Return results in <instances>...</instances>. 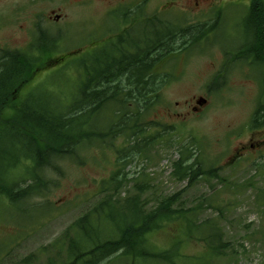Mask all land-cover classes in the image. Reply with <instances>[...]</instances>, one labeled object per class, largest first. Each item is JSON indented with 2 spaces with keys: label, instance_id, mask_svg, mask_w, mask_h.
I'll return each mask as SVG.
<instances>
[{
  "label": "trees",
  "instance_id": "trees-1",
  "mask_svg": "<svg viewBox=\"0 0 264 264\" xmlns=\"http://www.w3.org/2000/svg\"><path fill=\"white\" fill-rule=\"evenodd\" d=\"M143 14L138 18L140 15L132 10L114 12L117 19L123 17L118 26L124 27L123 35L113 47L107 41L90 51L86 49L82 58L75 55L80 48L63 49L56 38L45 34L32 49H8L0 57V143L6 141L14 148L13 152L0 149V196L18 206L24 200L43 195L47 183L44 176L51 168L60 171L56 160L78 159L84 144H109L118 154L119 168L104 182L103 197L52 244L57 255L65 252L60 264H103L108 260L115 263L119 259L177 264L181 239L169 249H159L149 240L152 233L177 221L184 224L179 229L183 236L195 232L197 239L206 243L203 254L189 256L199 260L196 264H216L228 247L217 220H197L204 210L203 204L222 215L232 200L222 205L203 198L201 203L187 208L181 206V192L145 199L144 193L152 189L149 174L129 178L126 171L128 164L146 156L155 142L166 139L175 129L154 116L166 101V89L176 79V61L219 27L218 23L188 24L183 16ZM242 27L241 44L225 55L231 65L247 64L259 73L260 92L249 126L257 129L264 124V0H252ZM59 49L67 51L58 53ZM40 72L46 75L34 82ZM56 74L62 81L49 83L48 78ZM220 77L214 79L209 89L219 86L216 80ZM45 82L52 91L48 88V105L40 107L36 102L41 99L34 98L31 91L42 83L46 87ZM25 86L30 91L22 99ZM176 120L180 125L188 119ZM119 139L121 144L116 143ZM191 155L189 145L174 162L172 175L176 179L187 180L188 185L199 179H217L222 188L235 192V187L220 175L222 166H204L198 159L191 161ZM15 169L23 171L20 180L12 178ZM131 180L135 181L136 191L124 194L122 187ZM251 185L252 182L246 183ZM261 203L264 206V201ZM30 261L28 257L24 264Z\"/></svg>",
  "mask_w": 264,
  "mask_h": 264
},
{
  "label": "rangeland",
  "instance_id": "rangeland-1",
  "mask_svg": "<svg viewBox=\"0 0 264 264\" xmlns=\"http://www.w3.org/2000/svg\"><path fill=\"white\" fill-rule=\"evenodd\" d=\"M79 1L0 0V56L2 50L32 49L41 32L56 38L58 46L60 44L63 49L78 47L90 51L91 46L118 33L119 22L111 20L112 13L140 0H105L89 5H81ZM141 1L147 2L144 12L154 13L161 9L164 17L182 16L184 0H175L174 5L171 4L174 0ZM248 1L241 0L235 6L227 4L221 19L225 28L218 32V38L212 35L176 61V79L166 89V101L154 116L175 129H171L173 133L166 135V139L155 142L146 156L137 157L126 168L129 178L149 174L152 189L144 193L145 199H159L181 192V206L187 208L201 203L203 198L222 205H228L232 200L230 208L225 207L222 215L203 204L204 210L198 216V222L211 218L217 220L222 228L223 241L228 243L225 255L218 258L216 264H264V206L261 203L264 201V150L260 153L257 147L251 146L264 139V125L257 130L249 128L257 107L260 76L247 64L231 65L225 55L228 46L233 47L243 35L241 18L247 12ZM53 9L62 16L57 17L59 21L48 19L49 11ZM214 20L213 16L198 21L187 18L188 24L202 22L207 25ZM66 51L59 49L58 53ZM84 51L75 55L82 58L86 56ZM45 75L40 72L34 82ZM218 76H221L216 80L219 86L209 89ZM48 80L49 83L61 82L62 77L56 74ZM48 84L45 82L46 87H43L42 83L31 91L34 98L41 99L36 102L40 107H46L50 100L48 92L52 88L47 87ZM31 87L34 86L31 84ZM29 91L25 86L21 98H26ZM201 97L208 102L195 113L193 108ZM181 117L188 120L178 125L176 119ZM116 143L121 144V139ZM89 144L83 145L78 159L65 157L56 160L60 171L51 168L44 176L47 183L43 195L24 200L18 207L0 196V264H24L28 257H31L29 264H50L51 261L60 264L64 261L65 252L57 255L52 244L103 197L104 182L119 168L116 148L109 144ZM189 145H192L190 160L198 159L204 166H222L220 175L235 187V192L222 188L217 179H199L194 185H188L187 180L180 181L172 175L174 162ZM242 146L245 149L242 150ZM1 148L8 152L14 150L6 141L0 143ZM21 173L22 170L15 169L12 178L20 180ZM247 182L253 185L246 186ZM134 183L131 180L122 187L124 194L136 191ZM180 225L184 224L169 222L152 233L149 240L159 249H169L174 241L181 239V256L176 257L177 264H196L199 260L189 256L203 254L206 243L198 240L195 232L183 236L179 232ZM119 260L115 263L108 260L103 264H133V261H136L134 264H145L140 260ZM152 262L147 264H169Z\"/></svg>",
  "mask_w": 264,
  "mask_h": 264
},
{
  "label": "flooded vegetation",
  "instance_id": "flooded-vegetation-1",
  "mask_svg": "<svg viewBox=\"0 0 264 264\" xmlns=\"http://www.w3.org/2000/svg\"><path fill=\"white\" fill-rule=\"evenodd\" d=\"M95 1H105V0H80L79 2L81 3V5H89V3H94ZM241 0H184V7H182V12L180 13L181 15H184L186 18L190 19H194L197 20L200 19L202 20L204 17H209V16H213L215 17V20L217 22H219L220 17L223 15V10H225L227 4H233L238 5L239 2ZM251 1L249 0L247 4H249ZM128 5H131L129 2H127ZM144 3L145 1H138L136 4L131 5L126 7L124 10L122 11H127L130 12L132 10V12H136L138 13L140 16H138V18H142L144 17V11H145V7H144ZM172 5L176 4V1H172L171 3ZM171 5V6H172ZM231 5V6H233ZM170 6V7H171ZM203 6V7H202ZM114 9V7H113ZM112 9V10H113ZM118 9V8H117ZM120 10V9H119ZM171 10V9H170ZM162 12L161 9H159V11H157L156 13H160ZM49 16L48 19L56 22L60 20V18L57 17H61V14L58 13L56 10H51L49 11ZM131 15H134L133 13ZM131 18V17H130ZM111 47H113V42L115 41V36L112 35L111 37ZM13 50V49H11ZM258 146H263L264 148V139H260V141L257 144ZM252 147H254L255 145H251ZM241 149H245L243 146L241 147Z\"/></svg>",
  "mask_w": 264,
  "mask_h": 264
},
{
  "label": "water",
  "instance_id": "water-1",
  "mask_svg": "<svg viewBox=\"0 0 264 264\" xmlns=\"http://www.w3.org/2000/svg\"><path fill=\"white\" fill-rule=\"evenodd\" d=\"M197 103H198L200 106H202V105H204V104L206 103V100L203 99V98H200V99L197 101Z\"/></svg>",
  "mask_w": 264,
  "mask_h": 264
},
{
  "label": "bare ground",
  "instance_id": "bare-ground-1",
  "mask_svg": "<svg viewBox=\"0 0 264 264\" xmlns=\"http://www.w3.org/2000/svg\"><path fill=\"white\" fill-rule=\"evenodd\" d=\"M177 40V39H176Z\"/></svg>",
  "mask_w": 264,
  "mask_h": 264
}]
</instances>
